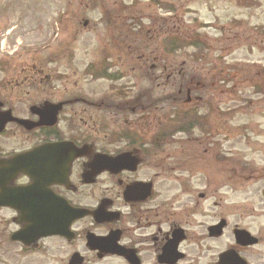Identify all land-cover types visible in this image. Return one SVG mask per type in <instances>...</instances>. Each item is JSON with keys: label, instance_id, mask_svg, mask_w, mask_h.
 <instances>
[{"label": "rangeland", "instance_id": "374dc122", "mask_svg": "<svg viewBox=\"0 0 264 264\" xmlns=\"http://www.w3.org/2000/svg\"><path fill=\"white\" fill-rule=\"evenodd\" d=\"M165 38L166 45L180 47L172 55L161 50ZM104 59L119 79L85 74L90 63L99 66ZM0 60V100L6 104L66 102L62 115L70 122L60 124L65 133L102 135L101 125L110 120L130 129L127 119L142 130L135 141L143 145L139 153H178L187 160L179 176L191 169L197 184L181 198H193L199 210L193 219L183 217L190 235H203L216 214L228 213L231 223L243 216L244 226L264 237V0H0ZM164 62L172 68L159 77ZM24 69L42 73H21L32 81L16 88L15 71ZM199 80L211 85L201 89ZM140 92L145 93L140 107L133 106ZM100 103L112 107L99 109ZM170 107L197 111L204 130L174 134L153 148L157 129L167 127ZM18 144L7 141L8 147ZM217 154L258 178L220 184ZM207 176L213 177L212 189L203 184ZM200 192L208 195L205 200H197ZM173 193L177 198L179 192ZM228 242L203 244L216 252ZM260 250L264 262V244Z\"/></svg>", "mask_w": 264, "mask_h": 264}, {"label": "flooded vegetation", "instance_id": "af4514ba", "mask_svg": "<svg viewBox=\"0 0 264 264\" xmlns=\"http://www.w3.org/2000/svg\"><path fill=\"white\" fill-rule=\"evenodd\" d=\"M166 68L164 62L159 77ZM26 71L38 76L42 73L15 71L19 82L16 88L32 81L28 75L20 76ZM12 94L8 92L6 96L10 98ZM139 94L133 106L140 107L145 93ZM59 103L55 124H51L54 112L49 109ZM56 104L38 100L12 107L0 100V116L16 119L8 120L0 133L1 263L264 264L260 250L264 237L258 229H247L243 216L231 223L228 213H218L203 235H190V223L183 217L193 219L199 212L198 203L181 196L196 186L197 177L191 169L188 179L179 176L187 164L181 155L139 153L134 142L127 139L132 131L142 130L127 119L124 123L130 129L116 128L110 120L101 125L100 132H105L102 135L83 132L81 127L75 129L82 134L61 132L60 124L70 119L62 115L67 103ZM102 106L108 110L112 104L100 103L99 109ZM10 139L17 140L18 146L8 147ZM124 139L122 145L119 140ZM54 143L68 146L63 153H55L46 148ZM190 154L193 160L195 153ZM121 155L126 158L119 163L122 166H117L113 161ZM217 156L222 165L216 174L224 181L220 184H238L253 178L252 172L246 176V168L240 163L228 165L225 156ZM203 184L212 189L213 177L207 176ZM173 191L179 192L177 198ZM207 196L200 192L197 200ZM29 221L46 222L50 229L46 233L27 232ZM237 231L248 232L254 244L240 245ZM16 235L23 237L18 239ZM221 239L229 242L216 252L203 244L205 240Z\"/></svg>", "mask_w": 264, "mask_h": 264}, {"label": "water", "instance_id": "95a60500", "mask_svg": "<svg viewBox=\"0 0 264 264\" xmlns=\"http://www.w3.org/2000/svg\"><path fill=\"white\" fill-rule=\"evenodd\" d=\"M58 109H59V106H55V107L51 106L50 109H49L50 112H54L53 121H52L51 124L54 123V118H55V115H56V112H57L56 110H58ZM8 120H11V119L10 118L9 119L8 118H4L3 116H0V131H1V129H3V126L6 124V122ZM64 145H67V144L52 145V146H49V147L47 146L46 148L47 149H52L55 153H63L64 149H65ZM41 149H45V147L41 148ZM125 158H126V156L122 155V156L114 159L113 162H115V163L117 162V164H118L117 166H122L119 163L123 162ZM263 195H264V192H263ZM49 229H50V227L47 226L46 222L37 223V222L29 221L28 226L26 227L25 230H30V231L31 230H40V231H45V233H46V231L49 230ZM22 237L17 235L15 238L22 239ZM236 238H237V242L239 244H241V245H250V244H253L255 242L249 236V234H247L246 232H236Z\"/></svg>", "mask_w": 264, "mask_h": 264}, {"label": "trees", "instance_id": "16d2710c", "mask_svg": "<svg viewBox=\"0 0 264 264\" xmlns=\"http://www.w3.org/2000/svg\"><path fill=\"white\" fill-rule=\"evenodd\" d=\"M169 40H167V42L165 43L164 47L167 53H171L177 49H179V45H174L173 43L171 44V46H168L166 44H168ZM192 44V43H191ZM194 45V44H193ZM197 45V44H196ZM189 46V45H188ZM194 77V75H192ZM192 77V78H193ZM197 78V77H196ZM200 83H203L204 85H208V82H202V81H198ZM190 114L181 112L180 116H178L176 118L175 121H173V125L177 126L178 128L182 129V131H188L191 129V126L193 125H202V120L200 118L197 117H193V116H189Z\"/></svg>", "mask_w": 264, "mask_h": 264}]
</instances>
